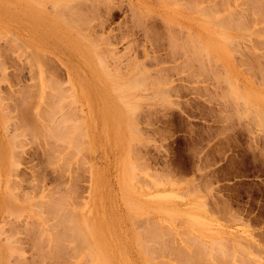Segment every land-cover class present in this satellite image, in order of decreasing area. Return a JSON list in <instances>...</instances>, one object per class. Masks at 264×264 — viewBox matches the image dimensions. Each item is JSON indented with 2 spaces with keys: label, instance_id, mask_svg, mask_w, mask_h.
<instances>
[{
  "label": "rangeland",
  "instance_id": "obj_1",
  "mask_svg": "<svg viewBox=\"0 0 264 264\" xmlns=\"http://www.w3.org/2000/svg\"><path fill=\"white\" fill-rule=\"evenodd\" d=\"M251 2L0 0V264H264Z\"/></svg>",
  "mask_w": 264,
  "mask_h": 264
},
{
  "label": "bare ground",
  "instance_id": "obj_2",
  "mask_svg": "<svg viewBox=\"0 0 264 264\" xmlns=\"http://www.w3.org/2000/svg\"><path fill=\"white\" fill-rule=\"evenodd\" d=\"M191 1H192V0H191ZM214 1H215V0H214ZM232 1H233V0H232ZM246 1L251 2V0H250V1H249V0H246ZM257 1H258V0H256V1H252L251 3L253 4V2H255V5H258V2H257ZM259 1H260V0H259ZM74 2H75V1H74ZM206 2H207V1H206ZM225 2H226V1H225ZM225 2H224L223 5H225ZM68 3H69V2H68ZM210 3H211V2H210ZM212 3L215 4V2H212ZM229 3H230V2H229ZM256 3H257V4H256ZM260 3H261V2H260ZM198 4H199V3H198ZM220 4H222V3H220ZM232 4H233V3H232ZM243 4H244V3H243ZM246 4H247V3H246ZM252 4H251V5H252ZM261 4H262V3H261ZM215 5H216V4H215ZM215 5H214V7H215ZM217 5H218V4H217ZM217 5H216V7H219V5H218V6H217ZM255 5H254V4L252 5V6H254V9H255ZM210 6H211V5H210ZM238 6H239V4H238ZM259 6H261V5H259ZM199 7H200V6H199ZM212 7H213V6H212ZM221 7H222V6H221ZM236 7H237V6H236ZM243 7H244V6H243ZM245 7H247V6H245ZM250 7H251V6H250ZM210 8H211V7H210ZM261 8H262V7H261ZM214 9H215V8H214ZM228 9H229V7H228ZM235 9H237V8H235ZM235 9H234V10H235ZM239 9H240V7H239ZM251 9H252V8H251ZM251 9H250V10H251ZM199 10H200V9H199ZM206 10H207V9H206ZM225 10H226V6H225ZM250 10H249V11H250ZM252 10H253V9H252ZM262 10H264V9H262ZM201 11H202V10H201ZM219 11H221V10H219ZM241 11H242V10H241ZM253 11H254V10H253ZM204 12H205V11H204ZM216 12H218V11H216ZM221 12H222V11H221ZM230 12H231V11H230ZM256 12H257V10H256ZM263 12H264V11H262V13H258V12H257V13H258V15H259V14H262V15H263ZM65 13H66V12H65ZM65 13H64V14H65ZM69 13H70V12H69ZM69 13H68V14H69ZM71 13H73V12H71ZM200 13H201V12H200ZM238 13H239V12H238ZM243 13H244V12H242V14H243ZM203 14H204V13H203ZM205 14H206V12H205ZM217 14H218V13H217ZM229 14H231V13H229ZM229 14H226V15L229 16ZM235 14H236V13H235ZM239 14H240V13H239ZM239 14H238V16H239ZM240 15H241V14H240ZM243 15H244V14H243ZM70 16H71V15H70ZM232 16H234L233 13H232ZM254 16H255V15H254ZM230 17H231V16H230ZM240 17H241V16H240ZM242 17H244V16H242ZM242 17H241V18H242ZM249 17H250V16H249ZM251 17H252V16H251ZM261 17H263V16H261ZM261 17H260V18H261ZM67 18H69V17H67ZM233 18H234V17H232L231 19L233 20ZM235 18H236V15H235ZM238 18H239V17H237V20H238ZM244 18H245V17H244ZM70 19H71V18H70ZM220 19H221V20H220ZM245 19H247V18H245ZM257 19H258V18H257ZM207 20H208V19H207ZM213 20H214V19H213ZM217 20H218V19H217ZM219 20H220V21H223V20L225 21V22L223 23V24H224L223 26H225V23L229 25V22H228L227 20H225V19L222 20V18H219ZM219 20H218V22L221 24V22H220ZM237 20H233V21L236 22ZM250 20L253 21L252 18H251ZM250 20H249V21H250ZM165 21H166V20H165ZM243 21H244V23H243L242 21H241V22H242V24L245 25V20H243ZM251 21H250V22H251ZM213 22H214V21H213ZM227 22H228V23H227ZM246 22H247V21H246ZM250 22L248 23L249 25L247 24L248 26H251ZM260 22H261V21H260ZM260 22H259V24H260ZM219 23H218V24H219ZM70 24H71V23H70ZM171 24H172V23H171ZM215 24H217V23H215ZM257 24H258V23H257ZM176 25H177V24H176ZM230 25L232 26V24H230ZM234 25H235V24H234ZM236 25H237V24H236ZM247 25H246V26H247ZM219 26H220V25H219ZM248 26H247V27H248ZM69 27H70V26H69ZM72 27H73V26H72ZM225 27H226V26H225ZM225 27H224V28H225ZM227 27H228V26H227ZM235 27H237V29H238V26H235ZM215 28H216V27H215ZM228 28H229V27H228ZM228 28H227V29H228ZM72 29H73V28H72ZM229 29H230V28H229ZM232 29H234V26H233ZM230 30H231V29H230ZM235 30H236V28H235ZM246 30H248V29H246ZM232 31H233V30H232ZM174 33H175V32H174ZM224 33H225V32H224ZM8 34H9V33H8ZM13 34H14V33H13ZM187 34H188V33H187ZM15 35H16V34H15ZM192 35H193V34H192ZM188 36H189V34H188ZM192 37H193V36H192ZM11 38H12V37H11ZM193 38H194V37H193ZM12 39H13V38H12ZM18 39L20 40V38H18ZM236 40H237V39H235V41H236ZM13 41H14V40H13ZM174 41H175V40H174ZM199 41H200V40H199ZM175 42H176V41H175ZM191 42H192V41H191ZM194 42H196V41H194ZM197 42H198V41H197ZM233 42H234V41H233ZM233 42H232V44H233ZM19 43H20V42H19ZM198 43H199V42H198ZM198 43H197V44H198ZM230 43H231V42H230ZM230 43H229V44H230ZM20 44H21V43H20ZM187 44H188V43H187ZM190 44H191V43H190ZM193 44H194V43H193ZM200 44H201V43H200ZM11 46H12V45H11ZM22 46H23V45H22ZM182 46H183V45H182ZM187 46H189V44H188ZM194 46H195V48L198 47L197 45H194ZM2 47H3V46H2ZM190 48H191V46H190ZM14 49H15V47H14ZM201 49H202V48H201ZM230 49H231V48H230ZM1 50H2V49H1ZM15 50H17V49H15ZM21 50H22V49H21ZM188 50H190V49H188ZM191 50H192V49H191ZM205 50H206V49H205ZM196 51H197V50H196ZM198 51H199V50H198ZM198 51H197V52H198ZM203 51H204V49H203ZM191 52H193V50H192ZM204 52H205V51H204ZM233 52H234V51H233ZM4 53H5V52H4ZM185 53H186V51H185ZM206 53H207V51H206ZM193 54H194V53H193ZM195 54H196V53H195ZM209 54H210V53H209ZM5 56H6V55H5ZM171 56H172V55H171ZM190 56H191V54H190ZM194 56H195V55H194ZM195 57H196V56H195ZM202 57H203V56H202ZM202 57H201V58H202ZM207 57H208V54H207ZM213 57H214V56H213ZM191 58H192V57H191ZM193 58H194V57H193ZM207 59H208V58H207ZM175 60H176V59H175ZM190 60H191V59H189V61H190ZM202 60H205V59L202 58ZM216 61H217V60H216ZM36 62H37V61H36ZM162 62H163V61H162ZM0 63H1V62H0ZM159 63H160V62H159ZM162 67H163V66H162ZM171 70H172V69H171ZM132 71H133V70H132ZM132 71H131V73H132ZM165 76H166V75H165ZM166 78H167V77H166ZM167 79H168V78H167ZM64 102H65V101H64ZM65 103H66V102H65ZM52 105H53V104H52ZM55 106H56V104H55ZM61 106H62V105H61ZM56 108H57V107H56ZM4 109H5V108H4ZM53 109H54V108H53ZM57 110H59V109H57ZM59 111H60V110H59ZM69 112H70V111H69ZM72 112H73V111H72ZM52 113L55 114V112H53V111H52ZM42 115H43V114H42ZM47 115H48V114H47ZM61 116L64 117V114H63V115L61 114ZM64 118H65V117H64ZM69 118H70V117H69ZM65 119H66V118H65ZM60 120H61V119H60ZM62 121H63V119H62L60 122H62ZM60 122H59V123H60ZM63 123H64V122H62L61 125H63ZM37 124H40V123H37ZM64 124H65V123H64ZM26 125H27V124H26ZM29 125H30V124H29ZM29 125H28V126H29ZM42 126H43V125H42ZM65 126H66V125H65ZM43 127H44V126H43ZM65 128H66V127H65ZM14 129H16V128H14ZM26 129H27V128H26ZM46 129H47V128H46ZM22 130H23V129H22ZM29 130H30V129H29ZM39 130H40V129H39ZM24 131H25V130H24ZM40 131H42V130H40ZM45 134H46V132H45ZM49 134H50V133H49ZM16 135H17V134H16ZM43 136H44V133H43ZM46 137H48V136H46ZM52 138H53V136H52ZM16 139H17V138H16ZM58 140H59V139H58ZM10 141H11V140H10ZM46 142H47V141H46ZM56 142H57V140H56ZM56 142H55V143H56ZM9 143H10V142H9ZM10 144H11V145H9V146H12V147H13L12 143H10ZM19 147H20V146H19ZM47 147H48V146H47ZM58 147H59V146H58ZM22 148H23V147H22ZM10 149L13 150V148H11V147H10ZM8 150H9V149H8ZM9 152H10V151H9ZM11 154H12V153H11ZM69 154H70V153H69ZM13 155H14V153H13ZM72 155H73V154H72ZM9 156H10V155H9ZM73 157H74V156H73ZM69 158H70V157H69ZM71 159H72V157H71ZM129 162H131V161H129ZM13 163H14V162H13ZM131 163H133V162H131ZM11 164H12V163H11ZM126 165H127V164H126ZM12 166H13V165H12ZM10 167H11V166H10ZM40 168H41V167H40ZM13 169H14V168H13ZM13 169H12V172H13ZM32 169H33V168H32ZM126 169H127V168H126ZM129 169H130V168H129ZM132 169H133V168H132ZM71 170H72V169H71ZM128 171H129V170H128ZM132 171H133V170H132ZM126 172H127V171H126ZM130 172H131V171H130ZM10 176H11V175H10ZM8 178H9V177H8ZM127 178H128V177H127ZM123 179H124V178H123ZM133 179H134V178H133ZM136 179H137V178H136ZM8 180H9V179H8ZM35 180H36V179H35ZM9 181H10V180H9ZM72 181H73V180H72ZM72 181H71V182H72ZM65 183H66V182H65ZM13 184H14V183H13ZM36 185H37V184H36ZM129 190H130V189H129ZM129 194H131V193H129ZM7 196H8V195H7ZM131 200H132V199H131ZM148 201H149V200H148ZM133 202H134V201H133ZM134 204H135V203H134ZM135 206H136V204H135ZM7 208H8V207H7ZM6 210H7V209H6ZM9 212H10V210H9ZM66 215H67V214H66ZM135 216H136V215H135ZM68 217H72V216H68ZM55 235H56V234H55ZM235 245H236V244H235ZM237 245H238V244H237ZM164 253H165V252H164ZM167 253H168V252H167ZM248 254H249V253H248ZM249 255H250V254H249ZM153 260H154V259H153ZM252 261H253V260H252ZM241 262H242V261H241Z\"/></svg>",
  "mask_w": 264,
  "mask_h": 264
}]
</instances>
